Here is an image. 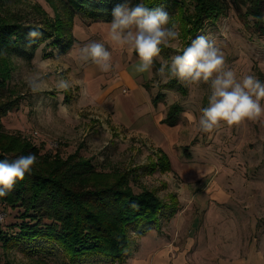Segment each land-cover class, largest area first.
<instances>
[{
  "label": "rangeland",
  "instance_id": "rangeland-1",
  "mask_svg": "<svg viewBox=\"0 0 264 264\" xmlns=\"http://www.w3.org/2000/svg\"><path fill=\"white\" fill-rule=\"evenodd\" d=\"M226 1L229 6L225 12L214 22L206 21L194 36L186 33L188 24L180 23V13L182 19L193 12L190 1H164L163 5L172 10H165L170 16L168 26H176L179 39L167 47L162 46L160 55L154 58L152 72L164 61L170 62L173 55L179 54L197 36L203 35L215 42L225 56L226 66L236 72L238 79L253 74L264 82V34L253 31L251 17H247L250 29L247 28L231 1ZM53 8L46 0L0 1V13L14 14L22 20L37 21L41 18V11L52 20L57 14L61 16L60 7L56 5L57 11ZM93 24L82 17H75L73 48L68 53L60 54L58 49L49 50L42 44L29 62L10 59L12 72L8 87L18 97V105L2 120L6 129L9 132L20 131L33 144L42 145V152H59L65 158L76 152L109 175L118 172L129 177L127 173L131 170L141 172L140 167L156 163L160 152L165 153L173 170L161 172L157 167L153 173L137 177L131 185L135 192L142 189L154 191L165 203L175 201L174 216L182 210V192L188 196L198 195V208L188 206L180 216L183 217V226L175 236L177 244H181L186 253L179 257L177 264H264V116L258 121L245 120L232 126L222 122L211 133L198 131L196 121L201 108L208 106L210 84H186L172 79L176 83L172 89L162 88L164 84L154 87L153 77L148 72L137 73L134 70L139 63L138 58L129 57L127 49L117 48L107 39L102 40V27L110 23L98 22L96 31L90 27ZM92 41L104 43L111 52L110 71H101L90 60H78L79 49ZM122 70L131 76L135 85L137 82L148 102L134 108L135 126L141 122L148 123L150 119L155 122L153 118L157 112H162L164 117L171 103L182 107L177 125L170 127L163 123L171 144L165 140V133L157 124L151 131L149 127H143L153 134L152 139L133 130H124L114 123L116 120L127 124L126 127L131 126L128 125V108L123 107L122 101L130 94L132 85L121 83L120 80L126 82L119 73ZM34 74L43 79L42 88L36 93L26 84ZM61 76L72 83L67 92L55 88V81ZM110 77H114L113 81L105 85V80ZM123 91L126 92L124 95ZM106 93L110 94L104 98ZM156 96L159 101H164L159 109L151 100ZM261 104L264 106V101ZM189 114L195 120H189ZM159 146L164 151H159ZM185 147L188 148L186 153ZM182 169L185 173L180 178L178 173ZM1 206L6 214L0 226L5 228L17 221L19 210L4 204ZM166 221L161 220L156 228L161 230L160 226ZM137 230L142 234H129L131 246L127 251V262L123 264H130L141 236L145 238L140 240L139 253L144 258L153 237V234H146L149 231L155 233L154 229L143 230L142 226ZM186 233L192 238L186 237ZM58 255L53 257L55 259L44 260L45 257L29 256L17 249L0 248V264H61Z\"/></svg>",
  "mask_w": 264,
  "mask_h": 264
},
{
  "label": "trees",
  "instance_id": "trees-1",
  "mask_svg": "<svg viewBox=\"0 0 264 264\" xmlns=\"http://www.w3.org/2000/svg\"><path fill=\"white\" fill-rule=\"evenodd\" d=\"M164 1L127 0L132 6L144 3L148 7L162 6L164 11L172 12L170 7L163 5ZM188 1L193 12L182 19L180 13V23L188 24L186 33L191 36L200 31L206 21L214 22L229 6L226 0ZM230 1L241 22L250 29L247 17H251L253 31L263 35L264 0ZM46 2L53 9L56 5L60 7L61 16L57 14L52 20L41 11V18L32 21L0 13V160L11 161L30 153L37 158L31 173H26L12 191L0 197V206L4 204L19 210L15 223L5 228L0 226V248L17 249L29 256L45 257L44 260L55 259L53 257L59 254L61 264H123L131 246L130 233L140 236L139 226L143 230L156 228L161 220H169L176 212L175 201L165 203L154 191L142 189L135 192L131 185L137 177L153 173L157 167L161 172L170 171L167 155L160 152L156 163L140 167L141 172L131 170L127 173L129 177L118 172L109 175L76 152L66 158L59 152H42V145L33 144L20 131L9 132L2 120L18 105V97L8 87L12 72L10 59L29 62L42 44L58 49L60 54L68 53L74 40L75 17H82L87 23H110L113 8L126 0ZM30 28H39L42 32L41 37L31 44L27 39ZM175 84L170 81L162 88L172 89ZM151 100L155 106L164 104L157 96ZM180 113L182 107L171 103L161 122L175 126ZM187 150L185 147L184 153ZM1 207L0 212L6 214Z\"/></svg>",
  "mask_w": 264,
  "mask_h": 264
},
{
  "label": "clouds",
  "instance_id": "clouds-1",
  "mask_svg": "<svg viewBox=\"0 0 264 264\" xmlns=\"http://www.w3.org/2000/svg\"><path fill=\"white\" fill-rule=\"evenodd\" d=\"M169 20L170 16L162 6L148 7L144 3L132 6L126 0L113 8L107 36L112 44L136 54L139 63L134 70L137 73L148 72L156 88L170 83L172 79L186 84H210L208 106L201 108L196 121L198 131L211 133L222 122L232 126L245 120L258 121L264 116V106L261 104L264 101V82L253 74L238 79L236 72L226 66L225 56L215 42L203 35L197 36L179 54L173 55L170 62L164 61L152 72L154 58L160 55L162 46L167 47L179 39L176 26H168ZM41 35L39 28H30L27 35L29 44ZM77 58L81 62L92 61L103 72L112 68V54L101 42L85 44L79 49ZM26 84L36 93L41 90L43 79L34 74L26 80ZM55 88L67 92L72 88V83L61 76L56 79ZM188 119L195 120V117L189 114ZM36 159L30 153L11 161L0 160V197L12 191L26 173H31Z\"/></svg>",
  "mask_w": 264,
  "mask_h": 264
},
{
  "label": "crops",
  "instance_id": "crops-1",
  "mask_svg": "<svg viewBox=\"0 0 264 264\" xmlns=\"http://www.w3.org/2000/svg\"><path fill=\"white\" fill-rule=\"evenodd\" d=\"M95 24H97V23H95ZM95 24L90 26L93 30L97 26ZM103 24H108V23H103ZM106 26H109V25H103V27H102L103 31L100 32L101 34H103L102 40L107 39L109 42H111L107 36L108 27H106ZM94 31H96V30H94ZM111 45L117 47L116 45H114L112 43H111ZM48 48H49V50H51L53 47L48 46ZM72 48L70 49V51L72 50ZM117 48H119V47H117ZM128 56L129 57L135 56L136 58H138L136 55H134L133 52L129 53V51H128ZM119 73H121V77L126 81V82H124V81L120 80L121 83H123V84L127 83V84L132 85L131 88H129L130 94H128L124 98V100L122 101L123 107L128 108V111H129L128 117L130 118L129 119L130 122L128 123V125H131V126L126 127L127 124H124V123L116 121V120L114 121V123H116V125L120 126L124 130H130V131L133 130V131H135L134 133L137 132L136 134H142L143 136L144 135L151 136V138L154 139L153 134H151L150 132H147L144 128L149 127V131H151L153 125L155 126V124H157L158 126L161 127V129L164 132L166 129H164V127H163L164 124L161 122V120L163 119V113L157 112V114L154 115L153 119L156 123L150 119V122H148V123L147 122H141L139 124V126H135L136 125V115L133 116V110H135L136 108H140L144 103H145V105L148 104V102L146 101V97L144 95V92L141 90L140 86H138L137 82L135 85L134 82H132L133 79L131 78V76H128L125 73V70H122ZM113 78L114 77H110L107 80L104 79L105 85H107L109 82H112ZM106 90H108V89H106ZM125 93L126 92H124L122 94L124 95ZM109 94L110 93H106L104 98L109 96ZM45 101L47 102L48 99H46ZM40 104H42V102H40ZM159 105L156 106V109L158 108ZM109 111L111 112V110H109ZM112 114H113V112H112ZM133 125L135 128L133 127ZM145 132H146V134H144ZM166 139H167V141H169L168 133H165V140ZM169 143L171 144L172 141L170 140ZM168 146H169V144H168ZM157 149H159V151H164L163 148H161L160 146ZM182 166H183V164H182ZM170 168H171V170H173V167H171V163H170ZM176 172L178 173V171H176ZM183 173H185L184 169H182V171H180V173H178V176L180 175V178L181 177L183 178ZM181 194L184 198L183 202H184V204H186V207L184 206V204H181L180 207L182 210L179 211V213H177L176 216H174V217L170 218V220L166 221V223L163 226H160L161 230H159L157 228L156 229L155 228L150 229V230L154 229L155 233H153V231H149L146 234V235L153 234V237L149 242L150 244L148 245V248H147L148 250H147V253L145 254L144 258L142 257V254L139 253V250H140V240L142 238H145V237L141 236L139 238V240H138L139 245L136 248L134 256L132 257V260L130 261V264H177L180 261L179 257L183 256L184 253H186L185 250L183 249V246H181V244H179V245L177 244V238H176L177 235L175 236V234L178 231V229L181 231V228L183 226L182 222H181L183 217H180L183 210L186 211V209H188V206L198 208L199 201L197 200V196H198L197 194L196 195L191 194L190 196H188V194H186L185 191L182 192ZM177 199H178V202H180L179 198H177ZM178 234H181V233H178ZM186 237H188L189 239L192 238L191 235L190 234L187 235V233H186ZM187 247L189 248V246H187Z\"/></svg>",
  "mask_w": 264,
  "mask_h": 264
},
{
  "label": "built area",
  "instance_id": "built-area-1",
  "mask_svg": "<svg viewBox=\"0 0 264 264\" xmlns=\"http://www.w3.org/2000/svg\"><path fill=\"white\" fill-rule=\"evenodd\" d=\"M4 219V214L0 212V222L3 221Z\"/></svg>",
  "mask_w": 264,
  "mask_h": 264
}]
</instances>
